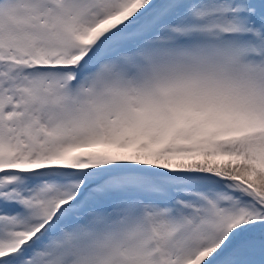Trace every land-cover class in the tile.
<instances>
[{
	"label": "snow or ice",
	"instance_id": "1",
	"mask_svg": "<svg viewBox=\"0 0 264 264\" xmlns=\"http://www.w3.org/2000/svg\"><path fill=\"white\" fill-rule=\"evenodd\" d=\"M0 264H264V0H0Z\"/></svg>",
	"mask_w": 264,
	"mask_h": 264
}]
</instances>
